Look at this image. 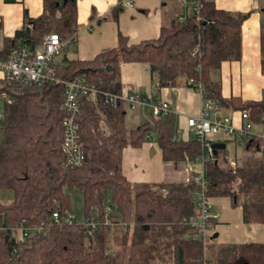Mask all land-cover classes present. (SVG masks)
I'll use <instances>...</instances> for the list:
<instances>
[{"label": "trees", "instance_id": "1", "mask_svg": "<svg viewBox=\"0 0 264 264\" xmlns=\"http://www.w3.org/2000/svg\"><path fill=\"white\" fill-rule=\"evenodd\" d=\"M42 6L37 19L24 12L22 28L4 41L0 59L14 49L36 50L49 34H57L61 41L75 37V1L43 0ZM122 8L119 4L112 11L114 21ZM182 12L180 1H169L157 39L129 45L118 33L117 47L90 61L55 63L56 78L83 79L99 91L119 94L121 65L144 64L157 92L180 85L195 89L200 84L205 99L220 109L246 111L253 124H260L264 101L226 99L220 82L211 78L223 62L241 59V26L249 14L219 10L214 0H198L197 10H188L180 22ZM188 80L193 84H187ZM63 92L64 87L55 82L24 86L0 79V190L13 192L11 202L0 203V225L43 223L42 231L22 244L0 243V264H201L197 260L202 244L187 238L191 230L183 224L197 215L193 196L201 191L200 185L131 184L121 168L123 150L141 147L151 133L156 134L164 162H194L203 153L200 144L178 138L172 113L159 118L150 115V121L127 130L123 103L113 107L101 95L95 102L81 97L76 120L85 160L79 167L69 166L61 152ZM243 145L253 153L262 150L253 140ZM215 157L204 166L206 197L229 198L232 207H241L245 225L264 224V161L254 166L245 162L233 169L219 152ZM74 190L82 195L83 220L91 211L102 214L107 205L112 206L114 219L127 227L102 226L92 239L86 237L81 223L67 222ZM53 213L59 214V225L51 222ZM213 240L211 234L207 254L216 264H264V244L216 246ZM194 247L196 253L191 255Z\"/></svg>", "mask_w": 264, "mask_h": 264}, {"label": "crops", "instance_id": "2", "mask_svg": "<svg viewBox=\"0 0 264 264\" xmlns=\"http://www.w3.org/2000/svg\"><path fill=\"white\" fill-rule=\"evenodd\" d=\"M77 6V32L74 41L64 49V59L90 61L97 55L114 49L118 44V33L126 37L129 45H137L143 41L155 40L159 37L166 3L171 0H132L133 7L122 8L117 21L112 19V11L118 7L120 0H72ZM180 1L186 16L193 4ZM43 0H0V50L6 39H12L23 26L24 12L29 18L37 19L42 15ZM219 10L249 14L241 26V59L223 62L219 71L212 74V80L220 82L222 97L237 98L242 102L264 101V75L261 73L262 38L264 37V0H214ZM144 64H122L120 80L122 90L151 94L154 97L168 100L178 138L182 141L195 140L194 134L188 129V117H197L201 111L202 97L199 93L184 85L176 88H163L156 91L151 74ZM148 67V66H147ZM3 75L0 73V79ZM125 126L132 129L150 121V111L131 112L125 107ZM241 111L220 109L223 117L232 119L234 126L241 125ZM131 130V129H130ZM262 124H254L255 142L263 133ZM155 135V137L153 136ZM226 142H230L228 149ZM215 143L224 144L219 150L225 165L236 168L245 162L253 166L264 161L260 152L253 153L243 144L219 136ZM223 151V152H222ZM224 166L225 165L221 164ZM122 174L131 184L147 183H188L193 177L204 172L198 162H164L156 142V134L151 133L139 148L128 146L122 154ZM13 200V192L0 190V203L7 204ZM5 201V202H2ZM212 210L219 218L213 231L216 246L229 244H264V224L245 225L242 220L241 207H232L229 198H208Z\"/></svg>", "mask_w": 264, "mask_h": 264}, {"label": "built area", "instance_id": "3", "mask_svg": "<svg viewBox=\"0 0 264 264\" xmlns=\"http://www.w3.org/2000/svg\"><path fill=\"white\" fill-rule=\"evenodd\" d=\"M184 4H193V10H197L198 0H182ZM119 4L124 8L133 7L132 0H120ZM179 21H184L180 16ZM71 40L61 41L57 34H49L42 38L41 45L34 51L27 47L11 50L4 59H0V73L3 78L21 83L24 86L41 85L46 82H55L64 87L61 110L65 114L62 121V146L61 152L66 163L72 167H79L85 160L84 149L79 137V126L77 116L80 112V98L87 97L95 102L96 97L101 95L105 104L110 106L121 102L127 110L131 112L149 110L153 118L164 117L172 113L171 103L162 98H155L151 94H138L121 90L119 94L102 92L91 86L83 79L74 81H63L55 76L54 64L56 57L66 49ZM187 84H193L192 80L186 81ZM202 97L201 111L197 117H188L186 124L188 129L193 132L195 140L200 144L202 155L196 160L203 167L209 161L215 160L213 144L215 138L223 136L238 143L244 144L249 140H254L253 126L246 111L240 112L241 125L234 126L232 119L223 117L219 113V107L214 102L205 99L203 88L200 84L193 89ZM2 114H0V120ZM264 127V117L261 120ZM149 138V137H148ZM176 137H174L175 139ZM261 144V156L264 158V131L259 137ZM190 182L200 185L201 191L194 193V203L197 215L183 220L191 233L187 238L192 241L200 242L203 247L202 256L197 260L201 264H216L207 254L209 238L213 234L215 224L219 215L212 210L208 197L205 195L206 183L204 172L192 178ZM53 224H60V216L53 213L51 218ZM73 223L71 216L67 220ZM86 237L92 239L97 230L102 227H121L125 229L127 224L120 219H114L112 206H105L102 214L91 211L89 215L81 222ZM43 229V223L36 227H27L21 223L15 227H5L0 225V243L13 241L15 244H22L36 233Z\"/></svg>", "mask_w": 264, "mask_h": 264}, {"label": "rangeland", "instance_id": "4", "mask_svg": "<svg viewBox=\"0 0 264 264\" xmlns=\"http://www.w3.org/2000/svg\"><path fill=\"white\" fill-rule=\"evenodd\" d=\"M63 56H64V53H61L56 57V59L61 60L63 58ZM143 67L148 68L147 66H143ZM1 113H3V101H2V99H0V114ZM2 124H3V120H0V125H2ZM126 129L127 130L132 129L131 125L127 124ZM153 137H155V135ZM218 138L219 137L215 138V140ZM226 144L228 145V149H231V145H230L231 143L226 142ZM222 167H224V166H222ZM2 202H5V201H2ZM82 202L83 201H82L81 193L78 190H74L70 196V208H71L70 216H71V220L75 223H81L83 221L84 211H83V203ZM195 248H197V247L192 248L194 250L190 253L191 255H194L196 253Z\"/></svg>", "mask_w": 264, "mask_h": 264}, {"label": "water", "instance_id": "5", "mask_svg": "<svg viewBox=\"0 0 264 264\" xmlns=\"http://www.w3.org/2000/svg\"><path fill=\"white\" fill-rule=\"evenodd\" d=\"M224 147H225L224 144L214 143V144H213L214 154L216 155V153H217L219 150L223 149Z\"/></svg>", "mask_w": 264, "mask_h": 264}]
</instances>
